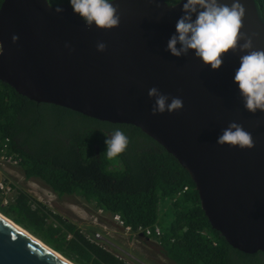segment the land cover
Listing matches in <instances>:
<instances>
[{"label": "water", "instance_id": "1", "mask_svg": "<svg viewBox=\"0 0 264 264\" xmlns=\"http://www.w3.org/2000/svg\"><path fill=\"white\" fill-rule=\"evenodd\" d=\"M180 2L116 0L119 26L105 30L86 27L68 4L2 0L0 81L37 103L140 128L189 172L211 227L233 248L264 254V112L246 111L233 83L247 51L239 45L251 38L253 50H264L263 13L258 0H240L242 39L213 71L191 50L180 57L167 51L184 14ZM97 42L106 45L103 52ZM152 87L182 99V109L153 115ZM231 122L251 134V147L216 143ZM5 218L0 216V264H70Z\"/></svg>", "mask_w": 264, "mask_h": 264}, {"label": "trees", "instance_id": "2", "mask_svg": "<svg viewBox=\"0 0 264 264\" xmlns=\"http://www.w3.org/2000/svg\"><path fill=\"white\" fill-rule=\"evenodd\" d=\"M258 2L264 14V0ZM115 127L125 132L129 144L125 152L108 159L101 156L104 135ZM0 134L8 136L12 149L22 156L20 171L25 181L40 182L58 198L77 197L91 208L88 218L79 223L21 185L14 184L7 204L0 194L1 214L74 264H143L127 259L126 252L100 230L116 227L110 218L114 214L134 230L159 226L161 237H138L140 244L164 260L176 264H264L262 252H241L211 227L189 172L134 125L37 103L0 81ZM184 186L189 190L179 195ZM98 209L107 215L95 223ZM97 232L102 239L95 238Z\"/></svg>", "mask_w": 264, "mask_h": 264}, {"label": "clouds", "instance_id": "3", "mask_svg": "<svg viewBox=\"0 0 264 264\" xmlns=\"http://www.w3.org/2000/svg\"><path fill=\"white\" fill-rule=\"evenodd\" d=\"M67 3L73 15L82 20L86 27L95 25L98 29L107 30L119 26L118 7L114 6L116 0H67ZM180 3L184 14L176 21L175 34L167 42V51L172 56L180 57L191 50L205 66H210L213 71L219 70L224 56L222 54L235 51L242 39L243 4L240 0H232L230 5L218 0H181ZM55 11L60 13L62 9L57 7ZM17 39L13 35V42ZM239 47L242 52L247 51L240 56L233 83L238 86L246 111L253 114L257 110L264 112V50H253L251 38ZM105 48L103 42H97L98 52H103ZM147 95L150 99L154 98L151 109L153 115L165 112L171 114L183 107L182 99H169L156 87L150 88ZM104 137L105 151L101 156L108 159L118 157L129 144L127 135L119 127L113 128ZM216 143L244 149L252 146V138L240 124L231 122L217 137Z\"/></svg>", "mask_w": 264, "mask_h": 264}, {"label": "rangeland", "instance_id": "4", "mask_svg": "<svg viewBox=\"0 0 264 264\" xmlns=\"http://www.w3.org/2000/svg\"><path fill=\"white\" fill-rule=\"evenodd\" d=\"M51 2L53 1L51 0ZM51 2L50 4H52ZM168 3L172 4L170 3V0ZM20 169L6 170L4 171V174L6 175L7 179L11 181V183H14L18 186H23L36 198L47 202V204L51 208L61 213L62 215L69 217L79 223L83 222L84 219L88 218V214H90L91 208H87V206L81 204V200L79 198L73 196L58 198L40 182L32 180L25 181ZM109 236L114 240V244L118 243V248L126 252L124 254L126 257H129L127 259L131 261L132 259L134 260L132 262H142L143 264H176L174 262L164 260L162 257L157 256L151 249L148 250L143 244H140V242L136 243L132 239H128L127 235L125 234L123 237L116 236L113 233L109 234Z\"/></svg>", "mask_w": 264, "mask_h": 264}, {"label": "built area", "instance_id": "5", "mask_svg": "<svg viewBox=\"0 0 264 264\" xmlns=\"http://www.w3.org/2000/svg\"><path fill=\"white\" fill-rule=\"evenodd\" d=\"M23 158L20 154L16 153L12 149L11 139L8 136H3L0 134V194L3 196L4 204L9 202V199L14 191V183H11L7 179L4 171L10 169H20L22 167ZM189 190V186H184L178 194L181 195ZM107 214L103 209H98L96 214L93 216V221L95 223L99 222V217L106 216ZM111 220L116 227L120 228L123 235L132 236L137 239L138 236L143 235V237H160L163 234L162 229L159 226L154 228H141L134 230L130 225H126L124 220L119 214H114L110 216ZM105 229H107L105 227ZM96 239H102L99 232L95 234Z\"/></svg>", "mask_w": 264, "mask_h": 264}, {"label": "crops", "instance_id": "6", "mask_svg": "<svg viewBox=\"0 0 264 264\" xmlns=\"http://www.w3.org/2000/svg\"><path fill=\"white\" fill-rule=\"evenodd\" d=\"M107 229H105V227L104 228H100V230L101 231H103L104 233H106L107 234V236L109 237V239L113 242V243H115L114 242V240L109 236V234H111V233H113L114 235H116V236H121V237H123L124 235H123V233H122V231L119 229V228H117V227H114V226H112V227H106ZM128 237V239H132L134 242H136V243H139L140 242V239L141 238H137V239H135L134 237H132V236H127ZM142 237V236H141ZM113 245H115V247H117L118 248V243L117 244H113Z\"/></svg>", "mask_w": 264, "mask_h": 264}, {"label": "bare ground", "instance_id": "7", "mask_svg": "<svg viewBox=\"0 0 264 264\" xmlns=\"http://www.w3.org/2000/svg\"><path fill=\"white\" fill-rule=\"evenodd\" d=\"M61 4H68V3H61ZM172 4H174V3H172ZM57 5H59V4H57ZM261 11H262V10H261ZM263 16H264V14H263ZM0 51H1V42H0ZM0 216H1L2 218L6 219L5 216L2 215L1 213H0ZM7 221L10 222L11 224H13L11 220H8V219H7ZM13 225H14V224H13ZM14 226H15V225H14ZM16 227H17V226H16ZM17 228L20 229L21 232L26 233L27 236L32 237V236H30V234H28L27 232H25L23 229H21V228H19V227H17ZM162 235H163V234H162ZM162 235H160V237H161ZM34 240H35V239H34ZM35 241H36L37 243H39L40 245L44 246L43 243L39 242L38 240H35ZM44 247H45V246H44ZM45 248L48 249L47 247H45ZM66 261H67V260H66ZM68 263H70V264H74L73 262H70V261H68Z\"/></svg>", "mask_w": 264, "mask_h": 264}]
</instances>
